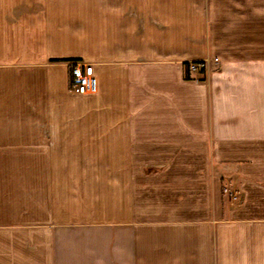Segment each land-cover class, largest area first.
<instances>
[{"label":"crops","instance_id":"1","mask_svg":"<svg viewBox=\"0 0 264 264\" xmlns=\"http://www.w3.org/2000/svg\"><path fill=\"white\" fill-rule=\"evenodd\" d=\"M0 264H264V0H0Z\"/></svg>","mask_w":264,"mask_h":264},{"label":"built area","instance_id":"2","mask_svg":"<svg viewBox=\"0 0 264 264\" xmlns=\"http://www.w3.org/2000/svg\"><path fill=\"white\" fill-rule=\"evenodd\" d=\"M185 68L190 72L208 71L209 63L206 58L192 59L184 62ZM72 88L79 94L93 93L97 90V79L94 75L92 65L83 61L72 63ZM233 199L237 198L236 191L224 188Z\"/></svg>","mask_w":264,"mask_h":264},{"label":"rangeland","instance_id":"3","mask_svg":"<svg viewBox=\"0 0 264 264\" xmlns=\"http://www.w3.org/2000/svg\"><path fill=\"white\" fill-rule=\"evenodd\" d=\"M227 188V187H226Z\"/></svg>","mask_w":264,"mask_h":264}]
</instances>
